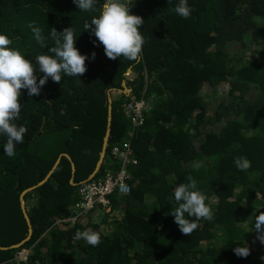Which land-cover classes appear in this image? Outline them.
<instances>
[{"label": "trees", "instance_id": "obj_1", "mask_svg": "<svg viewBox=\"0 0 264 264\" xmlns=\"http://www.w3.org/2000/svg\"><path fill=\"white\" fill-rule=\"evenodd\" d=\"M104 2L98 0L97 8ZM130 3V13L145 21L139 61L107 58L83 27L98 11L83 12L73 0H0V34L33 64L37 55H54L50 38L44 48L35 41L28 27L33 22L46 38L51 28L72 27L75 47L88 57L82 76H62L59 83L49 78L38 96L21 90L16 124L28 131L15 157L4 154L6 137L0 134L2 247L27 234L20 192L43 179L60 153L75 165L70 183V161L61 156L50 177L24 195L31 237L0 249V264H264V254L238 257L233 251L246 244L241 227L254 225L264 212V25L251 19L264 18V0H187L188 18L175 12L179 0ZM42 75L37 70V82ZM123 82L128 93L118 91ZM108 90L110 132L96 176L107 168L110 148L129 138L126 103L142 98L150 106L129 139L137 159L130 192L111 195L108 209L95 207L72 226L57 225L56 219L69 217L78 184L94 170L107 126ZM47 143L52 145L44 151ZM237 157L247 158L251 168L239 170ZM197 162L198 170L192 166ZM189 176L207 196L214 218L200 220L186 236L169 214L176 206L174 188ZM89 228L101 234L98 246L75 237ZM22 249L29 250L27 259L17 262Z\"/></svg>", "mask_w": 264, "mask_h": 264}, {"label": "clouds", "instance_id": "obj_2", "mask_svg": "<svg viewBox=\"0 0 264 264\" xmlns=\"http://www.w3.org/2000/svg\"><path fill=\"white\" fill-rule=\"evenodd\" d=\"M73 3L83 12L98 11V15L93 16L90 22H85L83 27L84 30H90V34L103 46L107 58L116 60L123 57L129 61H139L145 44L140 29L145 21L141 16L130 13V0H105L99 9L98 0H73ZM175 12L183 18H188L192 9L187 0H179ZM251 19L257 26L264 25V18L260 16H253ZM28 27L40 47L47 45L48 38L54 41V46L49 49L54 55H37L33 64L21 51L10 47L13 41L7 35L0 34V134L6 137L3 152L9 158L16 156V145L24 142V135L28 131L25 126L16 124L22 107L21 90L27 89L29 97L38 96L49 78L59 83L62 76L79 77L87 71L85 61L88 57L82 55L75 47L77 37L72 27H66L59 32L51 28L47 38L34 22ZM91 58H95V52L91 54ZM37 70L43 73L38 82ZM127 88L130 91V88ZM234 163L241 171H247L252 166L245 157L234 158ZM192 166L198 170L201 164L197 162ZM187 181L174 188L176 206L172 207L169 215L174 218L180 232L190 236L200 227V220L211 221L214 213L206 203L207 196L198 189L197 181L191 176L187 177ZM254 219L256 240L264 244V212H260ZM75 237L83 239L93 247L101 243V234L90 228L77 230ZM233 251L238 257L250 255L246 244L233 248Z\"/></svg>", "mask_w": 264, "mask_h": 264}, {"label": "built area", "instance_id": "obj_3", "mask_svg": "<svg viewBox=\"0 0 264 264\" xmlns=\"http://www.w3.org/2000/svg\"><path fill=\"white\" fill-rule=\"evenodd\" d=\"M129 90V89H128ZM145 99L132 100L125 105V115L132 121V130L128 133V139L120 141L110 148V160L103 174L92 176L78 184L77 200L70 209L68 218L56 219L55 224L62 225L67 222L71 226L77 219L95 207L108 209L111 195H126L130 192V168L137 164L130 146V138L134 127L141 125V114L149 109ZM28 251L20 250L15 255L17 262H25Z\"/></svg>", "mask_w": 264, "mask_h": 264}, {"label": "water", "instance_id": "obj_4", "mask_svg": "<svg viewBox=\"0 0 264 264\" xmlns=\"http://www.w3.org/2000/svg\"><path fill=\"white\" fill-rule=\"evenodd\" d=\"M128 72L130 71V69L127 70ZM122 87H125V84L124 82L122 83ZM109 91H107V102H108V105H107V126H106V131H105V134H104V137H103V140H102V146H101V150L99 152V156H98V159H97V162L95 164V167H94V170L92 171V173L88 176L87 179L91 178L92 176H94L97 171L99 170L100 166H101V163L103 161V158H104V155H105V149H106V146H107V141H108V136H109V132H110V121H111V97H110V94H109ZM118 91H122V89H118ZM61 156H64L66 157L69 161H70V168H71V178H70V183H73L72 182V179H73V173L75 171V165H74V162L72 161L71 157L66 154V153H60L58 155V157L56 158V160L54 161L51 169L48 171V173L44 176L43 179H41L38 183L32 185V186H29L27 187L26 189L22 190L19 194V205H20V209H21V212H22V215H23V218L25 220V223H26V226H27V234L26 236L20 240L19 242L15 243V244H12L10 246H7V247H2L0 246V249H7V248H16V247H19L21 246L24 242H26L27 240H29V238L31 237V234H32V227H31V223H30V220L28 218V215L26 213V209H25V202H24V195L33 190L34 188H36L37 186L41 185L42 183H44L51 175L52 171L54 170V168L57 166V164L59 163V160H60V157Z\"/></svg>", "mask_w": 264, "mask_h": 264}, {"label": "rangeland", "instance_id": "obj_5", "mask_svg": "<svg viewBox=\"0 0 264 264\" xmlns=\"http://www.w3.org/2000/svg\"><path fill=\"white\" fill-rule=\"evenodd\" d=\"M127 87L128 86L125 84V87H123V89H122V91L124 93H128L129 92ZM216 101L217 100H214V101L209 103V105H208L209 106L208 107L209 113H211L213 111V109H214V107L216 105ZM55 143H56V141H55ZM51 145L47 143L44 146V151L49 150ZM57 145H59L58 148H60L61 144H58V143H56L54 147H57ZM106 211H108V210H106ZM241 228H243L244 231H245L246 245L249 247L250 251L253 252V253H256V254L259 253V254L263 255L264 254V244H261L259 242V240H256V232L254 230V225L253 224L252 225H245V226H243ZM24 250H27V249H24ZM27 251L29 253V250H27ZM263 260L264 259H261V261H263Z\"/></svg>", "mask_w": 264, "mask_h": 264}]
</instances>
